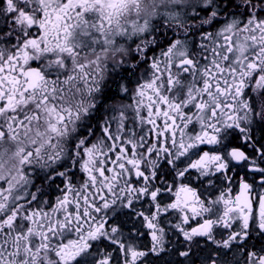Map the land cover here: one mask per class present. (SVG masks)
I'll list each match as a JSON object with an SVG mask.
<instances>
[{"label":"snow or ice","instance_id":"snow-or-ice-1","mask_svg":"<svg viewBox=\"0 0 264 264\" xmlns=\"http://www.w3.org/2000/svg\"><path fill=\"white\" fill-rule=\"evenodd\" d=\"M0 264H264V0H0Z\"/></svg>","mask_w":264,"mask_h":264},{"label":"flooded vegetation","instance_id":"flooded-vegetation-1","mask_svg":"<svg viewBox=\"0 0 264 264\" xmlns=\"http://www.w3.org/2000/svg\"><path fill=\"white\" fill-rule=\"evenodd\" d=\"M125 102H128L127 100H125Z\"/></svg>","mask_w":264,"mask_h":264}]
</instances>
